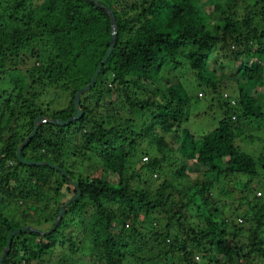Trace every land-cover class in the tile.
I'll return each instance as SVG.
<instances>
[{"label":"trees","instance_id":"16d2710c","mask_svg":"<svg viewBox=\"0 0 264 264\" xmlns=\"http://www.w3.org/2000/svg\"><path fill=\"white\" fill-rule=\"evenodd\" d=\"M199 1L0 0V73L12 77L15 92L13 100L7 98L0 105L6 114L4 121L3 113L0 115V197L10 196L0 209V254L11 231L33 228L11 237L0 264H40L45 255L63 250L74 253L80 245L89 256L87 264H166L174 253L175 263L183 264H239L252 255L264 260V236H256L264 232L262 191V197L260 192L252 195L255 203L248 201L247 195L242 197L246 206L241 215L250 222L245 246L250 250L245 251L236 239L241 228L230 224L232 231L227 233L218 208L205 195L209 183L195 181L191 187L195 190L180 196L168 179H163L154 193L139 186L138 173L134 187L124 179L127 164L135 163L130 159L142 143L146 151L142 153L144 161L139 160L135 169L139 172H163L165 176L162 163L166 159L147 158L153 147L155 152L167 148L177 155L171 174L177 179L191 180L194 174L210 173L223 178L245 175L246 189L264 174V155L255 159L236 145L242 122L264 120V0H223L222 7L212 0L210 12ZM107 11L114 18V48L94 86L80 97L82 116L61 127L39 123L20 153L24 160L57 165L64 175L46 166L18 164L15 150L30 133L36 117L65 120L73 114L74 93L88 84L108 48L111 28ZM224 49L231 60L242 61L229 76L237 87L236 107L229 98L220 101L217 88L221 81L207 69L213 51ZM181 56L196 83L210 89L220 109L217 126L199 137L181 128L189 119L191 101L182 83L172 81L170 75L182 67ZM23 62L30 66L19 77L16 65ZM44 82L56 88L47 89L52 91L51 99L39 103ZM118 88L121 107L125 104L139 114L153 115L144 131L132 118L117 124L119 115L113 112V103L103 97ZM59 94L69 99L68 105L49 111ZM166 135H170L168 143ZM71 140L76 141L74 147L68 145ZM95 149L106 175L116 176L114 183L102 171L101 175L85 176L73 171L77 154L95 153ZM20 178L22 183L17 181ZM68 180L75 183L76 190ZM11 182L18 185L8 190ZM40 190L47 192L41 195ZM174 193L179 201L174 200ZM12 199L31 203L29 209L38 212L41 220H33L34 215L27 211L16 214V209L10 208ZM243 204L238 202L234 210ZM62 206L64 212L50 230ZM110 206H115L118 214ZM184 211L187 215L206 212L204 223L216 228L205 231L199 224L188 225ZM155 214L164 218L162 227ZM148 216H153L148 235L135 230L133 224ZM250 226L254 227L249 231Z\"/></svg>","mask_w":264,"mask_h":264},{"label":"rangeland","instance_id":"374dc122","mask_svg":"<svg viewBox=\"0 0 264 264\" xmlns=\"http://www.w3.org/2000/svg\"><path fill=\"white\" fill-rule=\"evenodd\" d=\"M199 2L203 3L202 6H204V10L208 12L212 10V7L214 5V2H212V0H200ZM243 2L248 3V0H243ZM218 3L221 7L223 6V0H218ZM229 50L233 51L232 46L229 47ZM215 54H217V57L215 56ZM229 55L230 54L227 49H224L223 51H218V50L217 51L215 50V52L213 51L207 69L210 72H212L216 80L221 81V86L217 88V92L220 95L219 96L220 101L222 100V98L224 100H227V98H229L231 99L230 100L231 105H234V107H236L237 87L235 85V81L233 80V78H229V76L231 75L233 69L237 67L238 64L241 63L242 61L239 62L237 60H231ZM223 56L226 57L224 58ZM180 59L183 68L182 67L180 69L176 68L177 70L172 72L170 75L173 76L172 81L176 80L182 83L191 101V105H190L191 111H190L189 119L181 124V128L187 129L192 135H194V137H199L202 134L210 132L217 126V121L220 117V109L216 106L217 100L214 99L215 96L211 93L210 89L204 87V85L202 84H197L196 83L197 81L195 80L193 73L187 70L185 66L187 62L183 60V56H181ZM221 65H223V68L220 67ZM29 66H30L29 62H23V64L18 63L16 65V67L19 69V74L17 73L19 77H21L20 74L21 75L23 74L24 69L28 68ZM11 67H12L11 65H7V68H11ZM12 80H13L12 77H9L7 73H0V105L2 101H4L5 99L9 98L13 100L15 96L14 95L15 92L13 90L14 81ZM52 88H56V87L47 86V82H44V87L40 90V93H42V91L43 93L38 101L39 103L42 100H43L42 102H47L51 99L50 93L52 91L46 92V90ZM119 92H120L119 88L116 90L112 89V94H110L109 97H107V95H104L103 97L106 100L113 103V107H114L113 112L116 113V115H119L117 124L121 125L125 121V119L132 118L134 124L138 128H140V131H144L145 128H147L148 126L149 123L148 120H151L153 115L151 113L139 114L137 111L127 109L125 104H123L121 107L120 102H123V99L118 98L116 96V94ZM55 98L57 99V102L49 107V111L51 110L59 111L61 109H65L66 106L68 105L69 99L66 98L64 94H59ZM156 99L159 100L160 95H157ZM118 106H120L121 108H117ZM124 107H126V109ZM1 113H3L1 116V120L4 121L6 119V114L0 110V115ZM42 120L47 121L48 119L43 118ZM263 123L264 120L262 122H254V121L253 122L245 121L244 123L242 122L240 124L242 135L236 141V145L242 152L252 156L255 159H258L260 156L264 155V124ZM70 132H72V130ZM169 136L170 135H166L164 137L167 143L169 142ZM135 140L140 142L139 138H136ZM74 142L76 141L71 140L68 143V145L70 147H74L73 146ZM95 151H96L95 153L92 151H85L83 152L82 156L77 154V157L74 159L75 165L73 171H75V173H80L82 176L101 175L100 171H102V175L104 177L107 176L108 180H110L111 183H114V181L116 180V176L109 173H107L106 175V172L103 171V164L101 162V159L98 158V149H95ZM145 151H146L145 143H142L134 151L135 155L132 156V159H130L133 160L135 163L131 162L129 163V165L127 164V168L124 171V179L129 181V185L131 187L135 186V182L137 179L136 173L140 175L138 180L139 186L147 188L152 193H154L155 190L160 186V183L162 182L163 179H168L170 186H173V184H175L176 189L180 193V196L185 194L186 192H190V193L193 192L195 188H191V187L193 186V184H195V181L198 182L199 184L201 182L209 183L210 186L206 188L205 195H207V198L214 203V206L218 208L219 210L218 217L221 220L225 221L226 232L231 233L232 231L231 225L236 224L239 228H241V232L240 234H238L236 239L239 241L240 244H243L244 247L246 246L248 242L247 234H248V227L250 225V222L246 219L244 220V218L241 215L244 211V207L246 206L245 205L246 201L242 200L244 199L242 197H245L247 195V200L251 201L252 203H255L251 198L252 195L254 194L255 196H257L258 195L257 193L258 192L261 193V191L264 193V174H262L259 178H257L254 181V184H252L251 188H246V189L243 188L247 181L245 175H232L227 178H223V177H216L213 173H210L205 175L194 174L190 177L191 180L187 178H185V180L177 179L173 175H171L176 168L175 167L176 161L174 158H176L177 155L173 151L168 150L167 148L162 149L160 152H155L153 150V147H151L150 151L147 152L148 153L146 154L147 158L148 160H151L155 155L158 156L159 158L160 157L165 158L166 162L162 163V167L166 169L165 176L163 172L161 173L158 172L155 173V171L152 173L139 172L138 169L137 170L135 169L140 165V162L138 163L139 160L144 161L142 157L144 154L142 153H144ZM67 156H69V154ZM259 173H261V170H259ZM17 181L22 183L21 178L20 180ZM17 185L18 183L11 182V184L10 183L8 184L7 189L8 190L14 189V187H17ZM45 192L47 191L40 190L39 194L42 195ZM163 192L166 193L165 190H163ZM66 195L68 196L70 194L66 193ZM262 196L263 194L261 193L260 197ZM7 197H0V209H3L5 207L6 204L4 201L6 200ZM173 198L175 201H179L178 199L179 197L175 193L173 194ZM70 201L72 200L70 199ZM238 202L244 204L240 210H234L237 207ZM9 203L12 204L10 205V208L16 209V214H18L20 211H27L28 214L34 215L33 220L34 219L41 220V215L38 212L35 213L34 209L31 208L29 209L31 203L21 204L19 200H14V199L10 200ZM256 203H259V200L256 201ZM110 207L113 209V211L116 214H118L119 211L115 209V206H110ZM254 208H257V206H255ZM230 213H232V215L228 216ZM61 215L58 216V212H57L55 219L56 218L59 219ZM185 215L187 217L185 222L187 221L188 225L193 226L199 224L201 225L200 229L205 231H210L213 228L214 229L216 228L215 226H207L204 223L203 219L206 216V212H201L196 214L194 213L193 215H187L185 213ZM247 216H249L248 211H247ZM154 217L159 220L162 227L164 218H162L160 215L157 214H155ZM152 218L153 216L141 217L133 224V227L135 228V230H138V232L145 233L148 235L147 231L150 228L149 225H153ZM239 220H241L242 222H240ZM253 227L254 226H250L249 231L252 230ZM23 228H26L25 232H29L31 229H33L29 226ZM262 235L264 236L263 230H261L256 234V236H258L259 238H261ZM181 237L183 238L185 237V235L182 234ZM140 242H143V240L141 239ZM140 242H138V245L141 244ZM206 244L207 243H205V245ZM246 248L247 247H245L244 249L245 251ZM143 249L144 247H141V250ZM249 250L250 248L247 251ZM83 251H86V249L83 245H80V246H76V250H74V253H71L68 250H63L60 253L54 252L53 254L45 255L39 261L40 264H49V263L87 264L85 263V261L86 259H89V256L87 255V253H83ZM98 252H103V250L102 251L98 250ZM176 257H177L176 253L168 257L169 260L168 262H166V264H183L179 262L175 263ZM252 257L253 258H249L245 261H238V263L239 264L264 263V260L258 259L256 255H252ZM193 260L198 263L200 262V259L195 260L193 258ZM95 263L97 262L94 261V263L90 262L89 264H95ZM159 264H163V263H159Z\"/></svg>","mask_w":264,"mask_h":264},{"label":"water","instance_id":"95a60500","mask_svg":"<svg viewBox=\"0 0 264 264\" xmlns=\"http://www.w3.org/2000/svg\"><path fill=\"white\" fill-rule=\"evenodd\" d=\"M108 15H109V22H110V28H111V33H110V39H109V43H108V48L106 49V51L104 52L101 60L98 62V64L96 65L93 74L88 82L87 85L83 86L82 88H80L79 90H77L74 95H73V100H72V105H73V114L68 117L65 120H61V119H48L47 121L42 120V117H36L33 122H32V128L30 133L24 138V140L17 146L16 150H15V160L18 164L23 165V166H46L49 168H52L56 171H58L60 173V175H64V172L57 166V165H53L49 162H38V161H29V160H24L21 158L20 153L22 148L27 145L31 139V137L34 135L35 131H36V127L39 123H44L47 122L51 125L54 126H66L68 124H70L73 121L78 120L81 116H82V111L79 108V100H80V95L84 92H86L87 90L91 89L94 86V83L96 81V78L98 76V74L101 71V68L103 66V64L105 63L107 57L109 56V54L111 53V51L114 48V42H115V25H114V18H113V14L109 11H107ZM68 182L72 185L73 189L76 190V186L75 183L71 180H68ZM78 194V192H77ZM77 194L73 197H76ZM74 198H72L71 200H73ZM64 212V207H60L59 211H58V216L61 215ZM57 216V217H58ZM57 220L58 218L55 219V221L53 222L50 230H52L56 224H57ZM26 228H21V229H15L13 231H11L8 235L7 238V242L5 247L3 248L1 254H0V263L3 259V257L5 256V254L7 253V250L9 249V244H10V240L11 237L13 235H15L16 233H22L25 232ZM49 230V231H50Z\"/></svg>","mask_w":264,"mask_h":264},{"label":"clouds","instance_id":"9594fccd","mask_svg":"<svg viewBox=\"0 0 264 264\" xmlns=\"http://www.w3.org/2000/svg\"><path fill=\"white\" fill-rule=\"evenodd\" d=\"M43 119V118H42ZM44 123H47V122H44ZM19 229H21V228H19Z\"/></svg>","mask_w":264,"mask_h":264}]
</instances>
